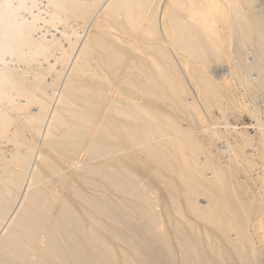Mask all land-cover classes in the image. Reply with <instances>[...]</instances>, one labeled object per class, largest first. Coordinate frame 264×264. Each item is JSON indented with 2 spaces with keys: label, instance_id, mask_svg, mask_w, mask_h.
<instances>
[{
  "label": "bare ground",
  "instance_id": "obj_1",
  "mask_svg": "<svg viewBox=\"0 0 264 264\" xmlns=\"http://www.w3.org/2000/svg\"><path fill=\"white\" fill-rule=\"evenodd\" d=\"M257 2L0 0V264H120L102 231L139 264H233L234 256L261 264L250 231L254 201L220 162L240 163L237 151L245 157L253 140H236L237 150L214 156L195 136L207 119L189 87L210 107L224 106L222 87L236 80L264 100ZM225 60L237 72L212 70ZM213 138L225 136L214 131ZM57 159L72 166L70 175ZM143 161L182 181V190L173 189L185 206L170 191L171 206H161L132 170ZM187 214L226 245L209 232L204 240ZM257 239L264 243V233Z\"/></svg>",
  "mask_w": 264,
  "mask_h": 264
},
{
  "label": "rangeland",
  "instance_id": "obj_2",
  "mask_svg": "<svg viewBox=\"0 0 264 264\" xmlns=\"http://www.w3.org/2000/svg\"><path fill=\"white\" fill-rule=\"evenodd\" d=\"M257 1L258 0H256V2ZM255 4H257V5H255L257 7L256 11L257 12L260 11L264 14V0H260ZM41 6H43V8H46V3L44 2L43 5H41ZM73 24L77 27V25L75 23H73ZM55 33L59 34V31L55 32ZM83 35L84 36H82V40H85L87 37H86L85 33ZM250 59H251V56H249V61H250ZM213 67L214 68H212V70L215 71V73H217L218 75L224 74L223 76H225V74L228 75L231 71H236L235 66L233 64L228 63L226 60L224 62L217 64V65H214ZM20 68L21 69H19V70H22V69H24V66H21ZM213 75L214 74H212V76ZM48 80L51 82L52 79L50 76L48 77ZM189 87L191 88V92L193 93V95L197 96L199 98L198 99L199 105L201 104L200 105L201 110L203 111V114H204V116H206L205 118L207 119V120L205 119L207 121V123L204 125H201L200 126L201 129L196 130L195 136L197 135L196 136L197 138L203 139V142L208 147V150L214 156L217 155L216 157L218 158L220 156V153L222 151H225L229 146L230 147L233 146L237 150L238 146L236 145L237 144L236 140L246 139L247 137H250L253 140V146L248 147V149H246L245 157L242 155V153L239 150L237 151L241 155V162L240 163H236V162L231 163L230 158H226L223 156L220 157V162L223 165L231 166L233 168V170H235L234 172L236 175V179L234 181L242 183V185L246 186L249 189V191H248L249 194L246 193V201H248V202L254 201V207H253L254 210L251 214L252 224L250 226L251 227L250 231L252 234H254V237L256 238V246L260 251V253L258 254L259 255L258 261L261 264H264V243H261V241H259L257 239L258 236L260 237V235H262L264 233V231L259 232V227L261 225L259 224V219H258V216L256 214V213H258V208H261V204H262V207H263L262 209H263V213H264V186H263L264 159H262L260 157L259 152L257 151V146L259 145V143L261 144L262 141L264 142V139H262V138H264V100H261V99L255 100L254 96L250 95L251 93L248 92L244 87H242L241 83L236 80V81H234L230 84H226V85H224V87H222V94L224 96L223 100L225 101L224 106L222 108L219 106L210 107V106H207V104L202 103V99H201L202 98L201 97L202 92L199 93L200 91L197 89V86L194 83L190 82ZM200 94H201V96H200ZM192 98L193 97L190 96L189 100H191ZM227 105L229 106V109H227L228 114H229V121H228L229 124L226 126L223 124L222 110ZM254 114H257L260 117V120L262 121L260 123V126L257 124V120L254 117H252ZM182 126L184 127V129L189 128V126L187 125L186 122H184ZM205 126H208L207 128L211 129L209 131L210 133L215 131V132H218V133L222 134L223 136H225V138H222V139L213 138L212 141H210V143H209L208 138L210 136V133L205 132V129H204ZM255 137H257V138H255ZM259 147H260V145H259ZM3 149L6 150L7 155H9L8 148L3 147ZM172 149H173V147H172ZM172 149H171V151H172ZM44 153L49 154L48 151H44ZM174 153L175 154H173V155H175V156L179 155V153H177V151H175V150H174ZM176 153H177V155H176ZM256 154H257V156H256ZM52 156L56 159V154H52ZM178 157H180V155ZM200 158H201V160H204L205 156L202 155ZM80 161H81V164H82V162L84 163L85 162V156H81ZM57 162L62 167L63 173L65 175H70V173L73 171L72 166L71 167L66 166L59 160ZM240 164H241V166H240ZM131 167H132V170L137 172L141 176V178L144 179V181L147 184H150L151 187L155 189L157 194H155L153 196H155V198L156 197L159 198L160 204L163 208L166 205L171 206V200L169 198V192L168 191L175 193V191L173 189L174 184H175L174 185L175 188L178 187L179 190H182L181 188L183 186H181V187L179 186V185H181V183H179V182H182V181L179 178H173L163 171L159 174L153 173V171L156 169V166L151 165L146 161L134 163V165L132 164ZM210 175L211 174H209V176ZM178 180H179V182H178ZM167 186H169V187H167ZM170 188H171V190H170ZM240 191H241V189H240ZM243 191H241L242 194H244ZM175 194H176V196H178L179 193H175ZM178 197H179V199L181 198V201L185 206L183 195L181 194V196H178ZM199 204L201 206H205L207 204L206 199L200 198ZM159 209L160 208H158V210ZM187 215L192 221H195V223H197L196 225L199 227L200 236L204 240H206V234L205 233L209 232V233L215 234L220 239V241L223 243V245H226L225 240L222 238V236L217 231H215L213 228H211L209 226H205L204 224L197 222L189 214H187ZM262 221L264 222V216L262 218ZM168 223L169 222H167V225H168ZM255 230H256V232H255ZM102 234L105 235V238L109 241L110 245L113 246L114 251L117 254L116 256H117V258H119L118 260L120 261V264H124L123 261H125L127 264H139V263H136L139 261V259H137L135 254H133V251H131L126 246H124L122 243L115 241L111 236L107 235L104 231H102ZM170 235L171 236L174 235L173 231L170 232ZM234 235H233V238H234ZM151 241H153V240L151 239ZM173 246H174V249L179 252V249L176 245V241H174ZM121 248L128 251L130 258L124 259V253L121 251ZM228 249H229V247H228ZM149 252L152 253L151 251H149ZM230 252H232V251L230 250ZM231 254H232V256H234L233 253H231ZM233 259H234L233 264H242L238 261V259L235 256ZM153 260L154 261L156 260V261L154 262ZM153 260L150 259L149 262L156 264L157 261L159 262L162 259H160V260L159 259H153ZM177 261H178L177 262L178 264H183L180 260L177 259Z\"/></svg>",
  "mask_w": 264,
  "mask_h": 264
}]
</instances>
